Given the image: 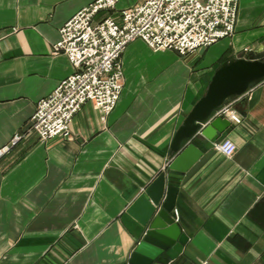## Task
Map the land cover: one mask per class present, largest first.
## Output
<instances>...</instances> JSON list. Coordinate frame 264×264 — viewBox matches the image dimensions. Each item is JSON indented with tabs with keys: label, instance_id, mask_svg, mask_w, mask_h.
Instances as JSON below:
<instances>
[{
	"label": "crops",
	"instance_id": "crops-1",
	"mask_svg": "<svg viewBox=\"0 0 264 264\" xmlns=\"http://www.w3.org/2000/svg\"><path fill=\"white\" fill-rule=\"evenodd\" d=\"M95 1L0 0V148L75 72L53 46ZM142 1L119 0L100 17L119 20ZM239 6L233 37L188 56L132 42L122 59L125 87L106 122L86 103L71 141L30 135L0 160V264H128L144 228L127 210L165 170L179 116L204 96L220 64L246 48L264 51V0ZM227 117L234 127L216 144L197 142L203 157L179 182L176 221L190 242L171 264H264V83ZM225 139L237 146L231 158L217 150Z\"/></svg>",
	"mask_w": 264,
	"mask_h": 264
},
{
	"label": "built area",
	"instance_id": "built-area-1",
	"mask_svg": "<svg viewBox=\"0 0 264 264\" xmlns=\"http://www.w3.org/2000/svg\"><path fill=\"white\" fill-rule=\"evenodd\" d=\"M118 3L96 0L62 26L52 55L67 56L75 72L41 99L25 131L0 148V160L30 135L40 142L71 141V125L86 103L106 122L125 87L122 59L132 42L143 40L155 53L173 50L185 57L233 37L240 7V0H143L121 11L119 20L100 17L117 11ZM231 119L241 124L237 115ZM217 150L231 158L237 146L225 139Z\"/></svg>",
	"mask_w": 264,
	"mask_h": 264
},
{
	"label": "water",
	"instance_id": "water-1",
	"mask_svg": "<svg viewBox=\"0 0 264 264\" xmlns=\"http://www.w3.org/2000/svg\"><path fill=\"white\" fill-rule=\"evenodd\" d=\"M204 96L187 107L176 123L169 162L127 210L144 233L128 264H171L184 254L189 237L176 221L179 182L203 157L196 143L216 144L234 124L227 112L234 102L264 83V51L230 59L218 66Z\"/></svg>",
	"mask_w": 264,
	"mask_h": 264
}]
</instances>
